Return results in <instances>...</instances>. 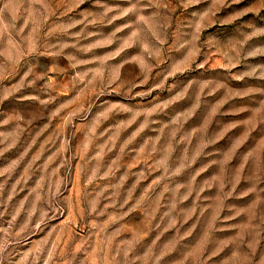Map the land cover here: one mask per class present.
I'll return each mask as SVG.
<instances>
[{
    "label": "rangeland",
    "instance_id": "rangeland-1",
    "mask_svg": "<svg viewBox=\"0 0 264 264\" xmlns=\"http://www.w3.org/2000/svg\"><path fill=\"white\" fill-rule=\"evenodd\" d=\"M0 264H264V0H0Z\"/></svg>",
    "mask_w": 264,
    "mask_h": 264
}]
</instances>
